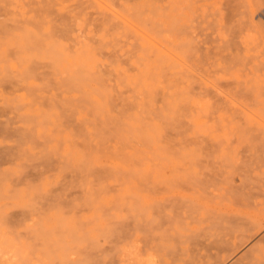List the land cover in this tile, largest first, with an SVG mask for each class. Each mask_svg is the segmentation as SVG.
<instances>
[{"label":"rangeland","instance_id":"374dc122","mask_svg":"<svg viewBox=\"0 0 264 264\" xmlns=\"http://www.w3.org/2000/svg\"><path fill=\"white\" fill-rule=\"evenodd\" d=\"M255 2L0 0V164L6 152L16 160L0 179L9 243L40 250L30 216L58 202L78 223L91 215L97 234L72 248L105 249L95 264H217L206 246L217 235L233 242L236 228L217 209L246 192L239 175L264 190L253 172L264 159V0ZM173 223L198 242L161 244Z\"/></svg>","mask_w":264,"mask_h":264},{"label":"bare ground","instance_id":"6f19581e","mask_svg":"<svg viewBox=\"0 0 264 264\" xmlns=\"http://www.w3.org/2000/svg\"><path fill=\"white\" fill-rule=\"evenodd\" d=\"M189 1V0H188ZM200 1V0H199ZM202 1V0H201ZM254 3H256V0H253ZM50 2V1H49ZM48 2V3H49ZM198 2V1H197ZM47 3V5H48ZM170 3V1H169ZM172 3V2H171ZM260 3V2H259ZM258 5V2H257ZM262 6V5H261ZM56 7V6H55ZM217 9V8H216ZM258 9V7H257ZM263 9V8H262ZM57 10V9H56ZM221 10V9H220ZM58 11V10H57ZM222 11V10H221ZM59 14V13H58ZM47 15V14H46ZM223 15V14H222ZM52 17V16H51ZM219 17V16H218ZM49 18V17H48ZM51 19V18H50ZM36 20V19H35ZM31 21V20H30ZM45 21V19L43 20ZM25 23V22H24ZM47 25V24H46ZM31 26V25H29ZM22 27V26H20ZM24 29V27H23ZM44 29V27L42 28ZM41 29V31H42ZM225 30V27H224ZM255 31V30H254ZM253 32V31H252ZM30 33V32H29ZM32 33V32H31ZM255 33V32H254ZM26 34V32H25ZM48 34V33H47ZM227 34V33H226ZM24 35V34H23ZM33 35L35 36H28V40L29 43H33L35 46H41V42L43 40V36L41 34V38L39 37V34L36 35L33 33ZM44 35V34H43ZM253 35V34H252ZM250 36V35H249ZM259 36V35H258ZM21 37V36H20ZM49 39L52 37L48 36ZM46 37V39H47ZM254 37V35H253ZM252 37V38H253ZM18 38V37H17ZM248 39V38H247ZM254 39V38H253ZM19 40V39H17ZM48 40V39H47ZM59 40V39H58ZM57 40V41H58ZM21 41V39H20ZM45 41V40H44ZM43 41V43H44ZM55 41V39H54ZM53 41V42H54ZM249 41V39H248ZM54 44V43H53ZM23 46V45H22ZM26 46V44H24V47ZM46 46V44H45ZM52 46V45H51ZM54 47V45H53ZM42 48V47H41ZM36 49V48H35ZM45 48H43L44 50ZM42 50V49H41ZM58 52V51H56ZM53 54V53H52ZM41 57V56H40ZM79 79V78H78ZM77 79V80H78ZM250 92V91H249ZM253 94V93H252ZM251 94V95H252ZM236 101V100H235ZM258 104V103H256ZM247 111V110H246ZM253 115V113H252ZM258 117V115H257ZM259 118V117H258ZM262 120V119H261ZM4 122V121H3ZM264 122V121H263ZM252 122L248 121L247 125L248 127L251 126ZM242 126V125H241ZM245 127V126H243ZM255 127V126H254ZM240 129H242V127H240ZM245 129V128H244ZM253 129V128H252ZM243 130V129H242ZM241 130V131H242ZM244 131H248V130H244ZM253 134V132H252ZM5 137V136H3ZM249 140V139H248ZM7 141V140H6ZM264 141V137L261 138L260 140V144H262V142ZM5 143V142H4ZM253 143V140H252ZM255 143V142H254ZM264 143V142H263ZM1 144V141H0ZM0 147H4V146H0ZM262 147V146H261ZM242 150V149H241ZM264 155V151L262 152ZM240 156V155H239ZM264 157V156H263ZM262 157V158H263ZM2 159V163L0 164V179L3 180H7V178H9V176L12 174V172L14 171L11 168V164H13L16 160H11V156L8 152H6L4 155L1 156ZM259 160V159H258ZM258 162V161H257ZM242 163V162H241ZM245 164V163H244ZM8 166V167H4V166ZM246 168L248 166H245ZM245 170V168H244ZM242 172V171H241ZM240 172V173H241ZM253 172L255 173H260V175H264V159H262L260 165L258 167H255V169L253 170ZM42 174V171H38L37 172V176L40 177ZM245 174L250 175V173L248 171L245 172ZM256 177V176H255ZM253 178V177H252ZM239 179L241 180L242 183V189L243 191L245 190L246 192L241 193L240 195H235L234 196V207L230 206V205H226L224 207H222L223 209H217V211L222 212L224 214V216L226 217V219L230 222L233 221L234 224L236 225V228L234 229V241L231 242L230 239L226 238V234L224 235H217L215 236L216 239H214L213 242H210L209 245L206 246L207 249H212L215 251V253H213L212 255H209L208 259L210 260V256L215 258V261L217 262V264H223L225 261L228 260V258H230L233 253H234V259L236 258L237 255H239V250L240 248H242L243 246L249 245L251 244V242H253L254 240H256V245L252 248V250L244 255L242 258H240V260H238V262L234 263V264H264V190L260 189L262 193L259 192H255L256 190H258V188L256 187H249L247 186L248 182L244 183L246 177L245 175H239ZM260 179V178H259ZM264 180V179H263ZM255 181V180H253ZM259 181V180H258ZM257 182V181H256ZM263 183V182H262ZM264 185V184H263ZM240 186V185H239ZM249 187V188H248ZM259 188H261L259 186ZM116 204V203H115ZM157 204V203H156ZM217 205V204H216ZM63 206V204H60L58 202H54L51 205V208L48 207V209L51 211H47V210H40L39 212H37L36 214H32L30 216V220H31V224L29 225L28 228H30V231H38L39 236H40V241L41 244H38L39 246L41 245V249L37 251V249L35 248V250H33V253H29L27 252V250H23L22 247L18 248L16 247V245L14 246L13 244L9 243L10 241L7 239L6 235L5 236L2 234V232H0V253H3L5 251V249L7 250L6 252L9 253L10 251L13 253L12 257H10L7 260L9 261H5V263H2V259H4V256L2 259H0V264H56L57 262L59 264H95L96 262L91 259V257L93 255H91L94 252V249H96L97 247L94 246V248H92L91 250L93 251H88L89 247H87V251H77L75 252L72 248V244L73 242H75V240H77L79 236H83V240L85 239L86 241L92 240L94 239V235H96L97 233L95 232V229H92L91 227V221H92V217L91 215L88 214H82L81 215V222L82 224L78 223L75 221L76 218V214L74 211H67V212H62L61 207ZM210 207V206H209ZM5 208V207H4ZM215 211V210H214ZM109 213V212H108ZM110 215V214H109ZM112 216V215H111ZM221 216V215H220ZM1 217V215H0ZM210 217V216H209ZM222 217V216H221ZM66 218V219H65ZM113 218V217H112ZM184 218V217H183ZM188 218V217H187ZM160 219V218H159ZM220 219V218H219ZM106 219H104L105 221ZM108 220V219H107ZM134 220V219H132ZM206 220V219H205ZM95 221V220H94ZM136 221L139 223L140 220ZM134 220V222H136ZM143 221V220H142ZM153 220H151L152 222ZM156 221V218H155ZM222 221V220H221ZM106 222V221H105ZM108 222V221H107ZM118 222V221H117ZM133 222V223H134ZM161 222V221H160ZM171 222V221H170ZM227 223V221H225ZM77 223L80 224L77 226ZM94 223V222H93ZM3 224V223H2ZM1 224V225H2ZM152 224V223H151ZM161 224V223H159ZM168 224V223H167ZM170 224V223H169ZM185 224V223H184ZM212 224V223H211ZM216 224V223H215ZM141 224H138V226ZM153 227L155 226V224H152ZM173 225V226H172ZM169 228L170 229H166L161 231V235L160 237H158V240L161 244H173L174 239L176 238V236H178L176 242L181 243V247L183 250L187 249L188 246V242H190L189 240H194L195 237H198L199 235H193L192 237V233L194 232V228H188L191 232V235H189L186 232H182L180 230L181 227H176V223H173ZM183 225V224H182ZM63 228L65 227L64 231H59L58 229H60V227ZM136 226V225H135ZM137 227V226H136ZM135 227V228H136ZM140 227V226H139ZM161 227V226H159ZM8 228V226H7ZM31 228L33 230H31ZM58 228V229H57ZM145 228V227H144ZM150 228V227H149ZM156 228V227H155ZM206 228V227H205ZM209 228V227H208ZM138 229V228H137ZM146 229V228H145ZM182 229V228H181ZM212 229V228H211ZM10 230V229H9ZM28 230V229H27ZM100 230V229H99ZM98 230V231H99ZM106 230V228L104 229ZM135 230V229H134ZM139 230V229H138ZM148 230V228L146 229ZM145 230V232H146ZM107 231V230H106ZM104 231V232H106ZM140 231V230H139ZM150 231V230H149ZM157 231V230H156ZM101 233H103V231H100ZM169 232V234L173 236H175V238H168L166 239V237H169L171 235L168 236H164L165 234L167 235V233ZM218 232V231H217ZM8 233V231L6 232ZM28 233V232H27ZM148 233V232H147ZM10 234V233H9ZM30 233H28L29 235ZM37 234V233H36ZM108 234V233H107ZM197 234V233H196ZM149 235V234H148ZM147 235V236H148ZM104 236V233H103ZM261 236V237H260ZM96 237V236H95ZM20 238V237H19ZM31 238V237H30ZM106 238V237H104ZM103 238V239H104ZM142 238V237H141ZM22 239V238H21ZM19 239V240H21ZM37 239V238H35ZM81 239V238H79ZM32 240V239H31ZM34 240V238H33ZM32 240V241H33ZM39 240V239H38ZM107 241V240H106ZM111 241V240H110ZM109 241V243H110ZM35 242V241H34ZM33 242V243H34ZM81 242V241H80ZM138 242V241H137ZM195 241L193 242V244ZM32 243V244H33ZM38 243V242H37ZM37 243H34L35 246ZM96 243V240H95ZM142 243V242H140ZM24 244V243H23ZM33 244V245H34ZM111 244V243H110ZM204 244V243H203ZM227 245L228 247H224V245ZM37 245V247H38ZM175 245H178V243ZM174 245V246H175ZM191 245V244H190ZM197 245V243L195 244V246ZM200 245V244H199ZM102 246V244L100 245ZM106 246V245H104ZM103 246V247H104ZM116 245H114L113 247H115ZM121 246V245H119ZM129 248L130 246L127 245ZM136 244L134 246H131L133 249H136ZM140 246V244H139ZM192 246V245H191ZM198 246V245H197ZM196 246V248H197ZM204 246V245H203ZM4 247V248H3ZM16 247V248H15ZM33 247V246H32ZM112 247V245H111ZM117 247V246H116ZM115 247V248H116ZM138 247V246H137ZM199 247V246H198ZM29 248V247H28ZM149 248V247H148ZM158 248V247H157ZM162 248V247H161ZM167 248V247H166ZM80 249V248H79ZM101 249V248H100ZM99 249V250H100ZM112 249V248H111ZM124 250V248H121V250ZM127 249V248H126ZM132 249V250H133ZM133 250L134 252H136V250ZM201 249V247L199 248ZM204 249V248H203ZM77 250V249H76ZM108 250V249H107ZM116 250V249H113ZM112 250V251H113ZM120 250V251H121ZM123 250L121 252H123ZM138 250V249H137ZM32 251V250H31ZM35 251V252H34ZM139 251V250H138ZM154 251V249L152 250ZM161 251V250H160ZM172 250L170 249V252ZM91 252V253H90ZM97 251L95 250V253ZM105 249L101 250L100 253L98 252L97 254V261L99 257H103L105 258V255H107L105 253ZM114 252V251H113ZM116 252V251H115ZM126 253H130L127 251H124ZM132 252V251H131ZM133 252V253H134ZM169 252V250H168ZM179 252V250H178ZM198 252V251H197ZM230 253L228 255H226V253ZM102 253V255H101ZM108 253V252H107ZM173 253V252H172ZM94 254V253H93ZM110 255V253H108ZM114 254V253H112ZM139 254V253H138ZM251 254V260H248L246 262H240L243 261L248 255ZM6 255V254H5ZM115 255V254H114ZM130 255V254H129ZM128 255V256H129ZM140 255V254H139ZM75 256V257H74ZM181 256V255H180ZM182 256H184L182 254ZM192 256V255H191ZM2 257V255H1ZM92 257V258H93ZM131 257V256H130ZM206 257V258H207ZM12 258V259H11ZM129 258V257H128ZM102 259V258H101ZM132 259V258H130ZM128 259V260H130ZM143 259V258H142ZM96 260V259H95ZM103 260V259H102ZM134 260V258H133ZM176 260V259H175ZM214 260V259H213ZM131 261V260H130ZM129 261V263H130ZM136 261V259H135ZM150 261V260H149ZM154 261V260H153ZM7 262V263H6ZM94 262V263H93ZM146 262V260H145ZM179 262V261H178ZM205 262V261H203ZM231 262V261H230ZM207 263V262H206ZM228 263V262H227ZM134 264V263H132ZM139 264V263H138ZM215 264V262H214ZM229 264V263H228Z\"/></svg>","mask_w":264,"mask_h":264}]
</instances>
